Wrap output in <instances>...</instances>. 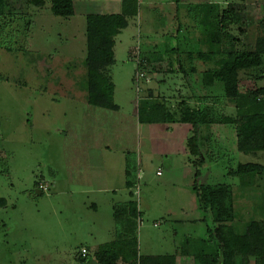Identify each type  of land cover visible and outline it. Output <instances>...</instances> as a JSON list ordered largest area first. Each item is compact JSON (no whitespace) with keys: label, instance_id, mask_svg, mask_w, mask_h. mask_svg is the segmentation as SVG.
<instances>
[{"label":"rangeland","instance_id":"374dc122","mask_svg":"<svg viewBox=\"0 0 264 264\" xmlns=\"http://www.w3.org/2000/svg\"><path fill=\"white\" fill-rule=\"evenodd\" d=\"M29 1L6 0V12L0 17V200L6 202L0 206V264H82L78 260L82 249L93 258L99 245L113 239V230L124 232L119 223L115 225L106 201L128 199L116 171L108 173L115 194L112 188L103 194L89 192L93 190L87 182L90 150H104V141L112 142V136L94 139L95 133H103L90 129L88 135L86 123L136 119L138 101L149 95L166 103L171 112L178 111L182 101L196 107L193 96L220 95L218 88L205 94L201 90L200 73L209 65L194 59L196 73L190 77V63L181 54L209 47L202 7L212 3L222 11L228 4L239 6L242 22L228 32L238 40L236 49L244 51L264 37V0H188V6L184 2L178 9L176 0H140L137 17L129 19L128 27L115 38L113 64L103 72L114 85L116 114L89 107L83 92L82 11L94 12L92 2L89 6L87 0H73L77 12L64 19L50 13L49 0H43V7ZM193 5L201 6L197 13ZM177 46L175 54L172 49ZM139 52L145 54L142 60ZM179 56L184 72L178 67ZM138 62L145 70L142 79L135 73ZM260 87H264V62L239 74L240 92ZM220 111L235 115L233 103L224 99ZM140 142L144 166L134 193L142 213L134 231L138 258L176 254L178 264H199L193 258L180 261L186 240L207 239L206 228L213 227L210 213L199 208L194 186L232 187L237 233L243 232L247 221L264 219V175L225 176L237 163L264 166V152L236 151L232 126H219L211 136L203 133L204 165L185 171L181 167L170 173L160 156L146 161L147 143ZM72 156L77 158L73 164ZM42 182L45 189L39 196L36 185ZM93 202L99 204L97 211L90 208Z\"/></svg>","mask_w":264,"mask_h":264},{"label":"trees","instance_id":"16d2710c","mask_svg":"<svg viewBox=\"0 0 264 264\" xmlns=\"http://www.w3.org/2000/svg\"><path fill=\"white\" fill-rule=\"evenodd\" d=\"M50 13L55 17L68 19L74 15L73 0H49ZM35 7H43V0H30ZM200 5H193L196 13ZM6 10V0H0V17ZM203 19L207 31V49L194 52L182 51L190 63L188 75L196 73L194 59L199 60L206 68L200 73L201 90L207 93L218 88V96H193L198 105L191 107L187 101H182L178 111L171 112L164 102L148 98L137 103V117L140 124L181 123L192 126V135L187 140L189 155L195 158L193 167L204 165L201 155L199 128L206 126H224L234 128L235 148L240 154L250 155L264 152V87L242 93L239 90V74L260 68L264 62V37H261L251 50H237V39L228 32V28L242 22L239 6L228 4L220 10L219 5L205 3L202 7ZM138 13V0H121V13L115 15H88L85 18L86 57L83 66L86 69L83 92L87 104L115 111L114 85L103 74L104 69L114 62V38L127 26V17H135ZM195 21V20H194ZM179 46L172 49L175 54ZM178 67L181 71L180 56ZM141 70V71H139ZM136 77L142 79L145 75L143 66L139 65ZM184 72V71H183ZM143 73V74H142ZM222 99L233 103L235 115H222L220 105ZM196 170L195 178L199 176ZM264 166L258 163H237L234 168L226 170V177L247 178L263 176ZM131 176V175H130ZM39 189V184L36 185ZM131 186V185H130ZM199 208L208 211L213 224L206 228L207 239L188 238L180 250V256L191 257L199 264H264V219L250 220L244 225L242 233L234 230L235 210L234 192L230 185L219 183L215 185L194 186ZM42 191H40L41 196ZM0 200V206H4ZM130 216L137 219L134 207L130 208ZM134 222L130 229H122L124 235L117 236L113 242L101 245L93 254L97 264H176L177 255L138 258ZM125 225V223H124ZM133 227V228H132ZM81 263L88 260L78 258Z\"/></svg>","mask_w":264,"mask_h":264},{"label":"crops","instance_id":"0c3cea01","mask_svg":"<svg viewBox=\"0 0 264 264\" xmlns=\"http://www.w3.org/2000/svg\"><path fill=\"white\" fill-rule=\"evenodd\" d=\"M87 1L89 6L90 3L92 2L91 4L94 5L93 7L95 10H93L94 12H87L86 10H83L82 14L84 17V21L86 16L88 15H115L121 13V0H95L96 3L94 0H87ZM139 1L140 0H138V3ZM176 1L178 2L177 4H175V6H177V9L179 8V6L182 7L183 6L182 4L184 2L185 5L187 6L189 5L188 0H179V1L176 0ZM89 6L86 3L85 7L88 8ZM73 8L75 15L77 10L75 9L74 1H73ZM135 17L126 18L127 20L126 28L128 27L129 21ZM115 38H114V47H115ZM114 47H113V51L115 53ZM134 53L135 51H133V54ZM144 56H145L144 53L139 52V60H142ZM139 65L141 64L138 62L137 67ZM136 72L137 71H135V73ZM197 101L198 100H196V102ZM187 103L192 107L189 101H187ZM196 104L198 105V102ZM87 105L91 108L106 110L114 114L119 112V107L117 105L116 106L118 107V109L115 111L94 107L89 104ZM89 120L90 122L86 123L87 124L86 126H89L86 127V133L88 135L91 134L90 129L94 133L95 131H98L97 129H100L103 135L101 134L97 135V133H95L96 135H94V137L91 135L94 139L97 138L99 140L101 139L104 141L103 139L104 136L106 138L112 136L111 137L112 142L104 141V144L99 142V144H103L102 147L104 148V150H99V149L90 150V153L88 155L89 163L87 165V182L89 184L91 183L93 190H89V192H92L94 194H96V192L97 194H103L110 191L109 189L112 188V193L115 194L116 191L113 190V186H112L113 184L110 183L111 179L109 178L108 173L110 171L112 173H115L116 171V173H118V181L120 180L123 189L127 191L128 199L122 202H115L113 200H110L109 202L106 201V203L111 207V213H112L111 217L115 225L119 223L121 229H124V227L130 229V226L135 221H137V219H139V223L142 222L141 220L142 213L141 211H139L140 208L139 202L136 201L134 198L136 184L138 178L140 177L141 169L144 166L142 160L140 141H142V145H145V143H147V148H144L145 154L147 156L146 161L150 160L149 158L150 156H160L165 160V164L170 173L172 171H177L176 169H179L181 167L185 171L189 168L188 166H193L192 161L195 160V158L189 155L186 145L187 140L192 135V131H193L192 126L189 124H181V123L140 124L138 122V117H137V106H136V119H89ZM218 127L219 126L217 125H213V126H206L199 128L200 141L203 138V133L206 132L209 134V136H211V134L214 133V131L217 130ZM120 140L122 141L121 143ZM158 142L160 143L162 142L161 144L162 146H160L159 148H158ZM69 160L73 164L77 160V158H74V156H72ZM67 177L68 180H70V182L73 183L71 171L67 172ZM39 185L43 187V190L45 189L44 182L40 183ZM40 191L39 190L37 191L38 195H40ZM5 203L6 202L4 201L3 204L5 205ZM98 205H99L98 202H93L90 208L97 211ZM131 207H134V209L136 210L138 216L136 220H134V218L130 216ZM136 229H137V224L134 227L135 231ZM122 234L124 233L118 231L116 232L113 230L112 233L113 239L110 242L115 241L117 239V236L119 235L121 236ZM107 243H103L101 245ZM98 247L95 250H97ZM188 258L191 257L181 256L180 261ZM178 262L179 261L177 257L176 264H178ZM119 263L120 261L117 262V264ZM82 264H97V263L94 257L92 258L88 256V260Z\"/></svg>","mask_w":264,"mask_h":264},{"label":"built area","instance_id":"2783aa9c","mask_svg":"<svg viewBox=\"0 0 264 264\" xmlns=\"http://www.w3.org/2000/svg\"><path fill=\"white\" fill-rule=\"evenodd\" d=\"M159 174V173H158ZM39 189L43 190V187L42 186H39ZM87 255V250L86 249H82L81 252H80V256L82 258H85Z\"/></svg>","mask_w":264,"mask_h":264}]
</instances>
